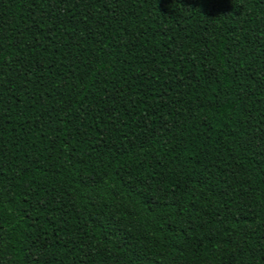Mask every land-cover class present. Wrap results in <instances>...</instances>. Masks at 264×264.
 Listing matches in <instances>:
<instances>
[{
	"label": "trees",
	"instance_id": "16d2710c",
	"mask_svg": "<svg viewBox=\"0 0 264 264\" xmlns=\"http://www.w3.org/2000/svg\"><path fill=\"white\" fill-rule=\"evenodd\" d=\"M0 264H264V0H0Z\"/></svg>",
	"mask_w": 264,
	"mask_h": 264
}]
</instances>
